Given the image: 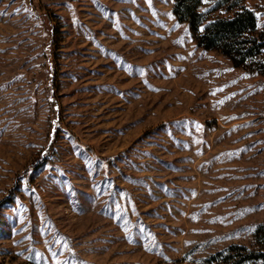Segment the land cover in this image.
<instances>
[{
    "label": "rangeland",
    "instance_id": "374dc122",
    "mask_svg": "<svg viewBox=\"0 0 264 264\" xmlns=\"http://www.w3.org/2000/svg\"><path fill=\"white\" fill-rule=\"evenodd\" d=\"M174 4L0 0V264H264V50Z\"/></svg>",
    "mask_w": 264,
    "mask_h": 264
},
{
    "label": "trees",
    "instance_id": "16d2710c",
    "mask_svg": "<svg viewBox=\"0 0 264 264\" xmlns=\"http://www.w3.org/2000/svg\"><path fill=\"white\" fill-rule=\"evenodd\" d=\"M174 1L176 17L189 22L198 31V43L221 50L236 66L244 65L264 50V31L259 30L257 15L245 5V0H220V6L226 4L228 11L233 13L215 18L202 32L199 26L205 20L200 11L203 0Z\"/></svg>",
    "mask_w": 264,
    "mask_h": 264
}]
</instances>
